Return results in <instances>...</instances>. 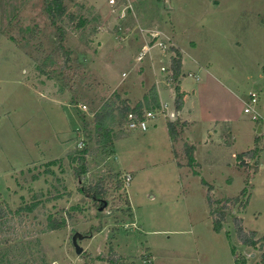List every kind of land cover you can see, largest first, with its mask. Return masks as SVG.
<instances>
[{
    "label": "rangeland",
    "instance_id": "obj_1",
    "mask_svg": "<svg viewBox=\"0 0 264 264\" xmlns=\"http://www.w3.org/2000/svg\"><path fill=\"white\" fill-rule=\"evenodd\" d=\"M48 1L0 0V264H264V0H132L123 22L108 0H61L55 24ZM157 41L167 45L153 51L171 79L172 48L194 71L184 78L196 89L188 102L206 111L196 139L226 108L233 117L211 129L219 143L234 144L232 154L205 155L200 178L181 179L164 147L163 162L149 163L156 155L141 141L145 132L133 131L115 154V139L130 133L118 120L111 142H98L95 114L116 94L137 95L122 72ZM247 104L259 119L244 112ZM96 184L103 202L82 191ZM215 209L226 212L219 233ZM233 218L260 231L246 252L233 241ZM75 232L85 236L82 254Z\"/></svg>",
    "mask_w": 264,
    "mask_h": 264
},
{
    "label": "crops",
    "instance_id": "obj_2",
    "mask_svg": "<svg viewBox=\"0 0 264 264\" xmlns=\"http://www.w3.org/2000/svg\"><path fill=\"white\" fill-rule=\"evenodd\" d=\"M172 52L175 54L174 51ZM140 55L141 58H139ZM185 59L186 57L184 56L182 62L183 67L181 69V74L179 77L180 79L178 78L180 82L179 87L184 94V105L180 111H177L175 109L176 94L175 90L172 88L173 86L171 87L172 84L170 83L173 79L169 77L170 74L167 70H162V67L164 66H161V64L162 62L164 63L166 59L161 56V54L156 50L153 51V48L143 53H139L135 60L131 62V67H129L128 70L122 72L123 74L125 73V78H122V81L126 78L127 80L130 79L131 82H129V85H131L133 89L135 88L137 95H135V97H132L131 95H128L127 92H123L121 95H123L124 98H127L131 105H135L142 100L144 101L145 95L148 94L153 86L157 87L160 100V106L157 108L161 109V114L151 126V128L147 132H145L146 134L144 135L146 136L143 138V140L141 139V141L145 143L144 146H146L147 149L152 150V155H156L155 157H148V162L151 164L159 165L161 164V162H163V160H160L159 156H157V154L162 151V147L167 149V151H170L169 162H173L176 165V169L181 172V179L184 180L185 177L186 181L189 175L199 176L200 178V174L202 175L200 171L203 172L204 165L206 164V159L210 154H212V152L221 150L227 153L229 148H231L230 153L232 154V148L234 147V144L232 146H229L226 143H219L220 131L211 130L213 125L216 123H227L229 121L233 124L231 120L233 117L231 116V112H229L227 108L224 110V113L223 115H221V117L215 119L208 125V135L201 138V140L196 139L193 130L194 127L199 123L197 118L201 117V115L204 116L206 111L203 110L201 102H197L194 99H192L193 102H188L192 95H196V89L189 91L184 85V78L188 73V70H186L187 61ZM193 72L189 71V73L192 74ZM188 76L195 78L193 75ZM168 119L180 124L179 130L181 135L177 141L171 140L167 125ZM129 132L130 133L128 135L115 139L112 148L115 154L117 143L129 139L130 137H134V135L131 136L133 131ZM140 138L141 137H139V139ZM186 144L194 147L193 155L195 171H193V168L188 165V162H185V159H183L185 155H181L183 154V148ZM137 145L139 146V144ZM205 155H207L206 158L204 157ZM195 172L197 173L195 174ZM244 227L246 229H251L247 226L246 221H244ZM252 230L255 231L256 229Z\"/></svg>",
    "mask_w": 264,
    "mask_h": 264
},
{
    "label": "trees",
    "instance_id": "obj_3",
    "mask_svg": "<svg viewBox=\"0 0 264 264\" xmlns=\"http://www.w3.org/2000/svg\"><path fill=\"white\" fill-rule=\"evenodd\" d=\"M46 11L49 16V19L52 24H55L56 19L60 16H62L65 13V6L63 5L61 0H50L48 1V4L46 5ZM63 34L60 35V41H63ZM60 48H62L60 44ZM173 51L176 53V56H173L171 59V69L173 72V80L178 81V78L181 74L182 69V55L179 49L172 48ZM64 54H68L67 51L63 49ZM176 90V99H175V109L177 111H180L184 105V94L181 91L179 86L175 87ZM116 100L109 99L107 100L99 112L95 114V125L96 130L98 132L99 137V143H106L107 141L111 142L110 137V126L114 125L116 121H120L121 123L125 119V115L127 112L131 110V106L128 100L122 99L120 94H116ZM117 102H119L120 106H116ZM145 104L147 107H159L160 106V100L158 95V90L156 86H153L147 95L144 97V102H139L136 105V108H141L142 105ZM118 110V115L115 114V111ZM169 134L172 141H177L180 137L181 133L179 130L180 124L178 122H173L170 119L167 121ZM104 133L103 135H101ZM260 141V140H258ZM194 147L188 146L187 147V157H188V165L190 167L194 166ZM256 154V150L251 151L249 154L250 156H254ZM86 172V165L83 164V169L80 168V170H77V176L80 178L84 175ZM197 172H195L196 174ZM203 183L206 185V182L203 181ZM82 191H88L92 193V197H94L96 200H99L100 202L104 201V198L106 196V192L103 190V188L96 184L95 186H92L89 188V190L82 189ZM238 202H240V197L236 199ZM209 203L212 204V199H209ZM217 214V218L214 221V229L216 232H221V224L222 221L226 219V212L224 210L218 211L217 209L212 211V214ZM0 216H1V209H0ZM233 224L234 229L237 235V238L241 241V243L247 245V246H255L257 244V241L255 240L256 231H250L246 232L244 229V225H242V220H238V218H233ZM60 225L51 224L49 227L50 230H56L59 228ZM263 260H264V251L262 254Z\"/></svg>",
    "mask_w": 264,
    "mask_h": 264
},
{
    "label": "built area",
    "instance_id": "obj_4",
    "mask_svg": "<svg viewBox=\"0 0 264 264\" xmlns=\"http://www.w3.org/2000/svg\"><path fill=\"white\" fill-rule=\"evenodd\" d=\"M108 3L112 11L116 13L120 22H123L125 19L128 18L130 11H134V3L132 0H108ZM120 22L118 26L119 29L121 30L123 29V27L122 25H120ZM149 33L152 39L157 38L160 34V32L158 31L149 32ZM155 46H159L160 48V46L166 47L167 45H165L163 41H159V42L157 41L151 47H149V45H145V48L151 49ZM139 58H141V55L139 56ZM162 70H166V68L162 67ZM257 101L258 99L256 93H252L251 103L255 104L257 103ZM252 104H247V107H245L244 112L252 113L253 120H257L260 117V113L256 110V108ZM80 106L84 111H89L88 105L81 104ZM118 106L120 105L118 104L117 107ZM130 106H131V110L126 113L125 119L123 121L124 127H126L129 131L147 132L161 114V109L157 107L149 108L145 104H143L141 108H136V105L134 106L130 105ZM115 112L118 114V110H116ZM124 176H125V181L128 184L131 181L132 177L129 173H126Z\"/></svg>",
    "mask_w": 264,
    "mask_h": 264
},
{
    "label": "water",
    "instance_id": "obj_5",
    "mask_svg": "<svg viewBox=\"0 0 264 264\" xmlns=\"http://www.w3.org/2000/svg\"><path fill=\"white\" fill-rule=\"evenodd\" d=\"M262 131H263L262 124H259L258 129H257V133H261ZM84 237H85L84 234H82L80 232H75L72 236V245L74 247L76 254H82L84 251L83 246H81V244H80V240H82ZM233 241L235 243H237V235H236L235 229H234ZM240 246L243 249V251L246 252L247 245L240 244ZM249 255L253 257L255 254H249Z\"/></svg>",
    "mask_w": 264,
    "mask_h": 264
}]
</instances>
